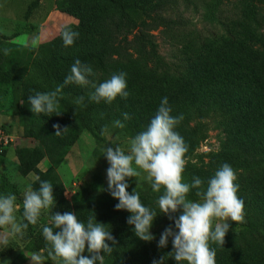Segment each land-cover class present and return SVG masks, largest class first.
<instances>
[{
	"label": "trees",
	"instance_id": "1",
	"mask_svg": "<svg viewBox=\"0 0 264 264\" xmlns=\"http://www.w3.org/2000/svg\"><path fill=\"white\" fill-rule=\"evenodd\" d=\"M233 1L239 8L238 21L226 34L189 46L183 68L177 74L170 72L160 56L153 33L161 27L172 28L174 21L164 13L174 0H55L57 10L75 18L76 23L63 27L56 36L37 46L0 37V109L6 108L5 99L9 96L7 109L18 116L24 136L38 142L33 147L15 149L18 172L26 176L43 158L49 162L31 182V189L38 190L41 181H48L53 192H62L64 186L56 169L82 131L103 144L105 134L101 135V130L114 127L113 122L121 120L125 127L114 128L134 138L146 130L162 99L167 97L170 115L184 117L175 131L188 146L185 158L205 137L201 122L205 117L218 115L217 127L224 136L218 151L205 153L206 162L199 166L186 164L183 182L191 184L193 177H199L206 190L207 181L224 163L235 173L238 171L237 195L244 202L252 235L245 242L212 245L216 264H264V34L257 30L255 17L264 0ZM65 28L79 33L69 47L63 45L61 38ZM76 59L92 67L96 75L90 79L97 83L113 74L126 73L129 96H118L111 104L95 103L88 98L90 89L68 84L62 90L58 109L61 115L34 114L28 96L54 91L70 74ZM80 96L84 101L78 105L75 101ZM123 113H128L130 119L125 121ZM194 119L199 121L192 124ZM54 124L68 129L56 136ZM126 180V191L138 192L141 203L157 214L150 229L154 240L146 242L135 235L134 226L127 223L130 213L116 210L119 201L110 195L108 186L97 194L81 189L73 193L71 201L62 198V213L75 212L85 225L94 217V223H101L110 231L117 243L113 246L108 241L113 252L103 254L104 264H153L161 257L164 264H178L168 255L172 251L171 237L164 248H159L158 242L166 227L177 231L174 221L182 211L169 219L157 203L164 194L163 187L154 192L149 182L139 184L135 177ZM196 191L191 189L187 199L201 200ZM7 194L19 196L18 189L0 172V195ZM22 213L23 203L18 211L20 218ZM44 226H51L50 221L29 225L25 237L31 250L41 251L44 264H56L47 254L50 246L42 234ZM83 255H89L87 246Z\"/></svg>",
	"mask_w": 264,
	"mask_h": 264
},
{
	"label": "clouds",
	"instance_id": "2",
	"mask_svg": "<svg viewBox=\"0 0 264 264\" xmlns=\"http://www.w3.org/2000/svg\"><path fill=\"white\" fill-rule=\"evenodd\" d=\"M78 37L79 33L70 28L61 32L65 47L72 46ZM4 51L7 54L8 50ZM95 75L90 65L76 59L70 68V74L54 91L37 92L28 96L31 111L36 115H61L62 112L58 109L60 99L63 98L62 90L68 84L90 89L88 98L95 103L103 101L111 104L118 96L122 99L129 96L126 73L113 74L100 83L90 79ZM83 101L84 97L80 96L75 102L79 105ZM170 113L168 99L164 97L146 130L131 138L127 154L119 146L104 149V156L109 164L106 172L107 190L119 201L115 205L116 210H127L130 213L127 223L134 226L135 235L150 242L155 239L150 229L157 214L141 203L138 192L126 191L129 186L126 178L146 180L151 183L154 192H160L163 187L164 194L157 201L160 212L169 219L178 210H182V214L174 221L177 231L171 226L166 227L160 235L158 247H166L171 237L172 251L168 255L178 264L183 261L187 264H216V252L210 248V241L222 247L230 228L228 221L236 224L246 222L245 205L237 195V175L229 164L224 163L207 181L206 190L203 187L204 181L199 177H193L191 184L183 182L188 146L175 128L184 117L182 114L173 117ZM123 119H130L128 113H123ZM113 126L123 129L125 124L116 120ZM53 128L56 136L68 129H62L59 124H54ZM107 131L105 126L101 135ZM191 189H197L196 195L201 198L200 202L187 199ZM15 201L16 196L13 194L0 195V228L10 226L9 232L0 234V245L5 248L9 243V235L23 238L29 225L35 226L43 211L50 212L55 206L53 185L48 181H41L38 190L28 189L24 195L20 219L16 216L20 206ZM94 220V217H90L85 225L78 220L75 212L50 214L51 226H44L42 229L43 237L50 246L47 248L48 257L57 264H104L103 254L113 252L108 241L113 246L117 242L105 225L96 221L94 223ZM55 229L59 231H54ZM86 246L89 253L87 256L83 255ZM32 261L34 264H44V257L41 253H35ZM153 264H164V257L159 262L153 261Z\"/></svg>",
	"mask_w": 264,
	"mask_h": 264
},
{
	"label": "rangeland",
	"instance_id": "3",
	"mask_svg": "<svg viewBox=\"0 0 264 264\" xmlns=\"http://www.w3.org/2000/svg\"><path fill=\"white\" fill-rule=\"evenodd\" d=\"M173 3L164 13L166 17L174 21L172 28L161 27L153 33L160 56L170 72L174 71L177 74L182 70L184 59L191 47L200 45L210 37L226 34L229 31L231 25L239 19V8L233 0H174ZM255 17L257 30L264 34V6H259ZM76 22L75 18L57 10L55 0H0V37L4 39L15 36V41L18 43L27 42L26 45L37 46L56 36L63 27ZM32 38L33 41H31ZM8 104L9 96L5 99L6 108L0 109V135L3 136V140L7 138V144L0 146V172L4 173L9 183L18 189L20 198L15 195V203L21 206L25 193L31 188V182L47 168L49 162L46 157L43 158L26 176L18 172L15 149L20 146L33 147L38 142L31 137L24 136L18 116L12 114L11 109H7ZM218 118V115H209L201 120L205 125V137L199 142L194 153L186 158V164L199 166L207 160L205 153L220 149L224 136L217 127ZM197 121L199 119H194L192 124ZM104 136L105 142L98 144L87 131L81 132L56 169L64 189L62 192H53L55 206L50 209V212L44 210L36 225L49 222L50 214H63L62 198L71 201L73 193L81 189H86L91 194L106 190L108 186L106 172L109 164L104 156V149L119 146L127 154L130 150L131 138L112 126L108 128ZM133 167H136L134 163ZM237 173L238 171L236 175ZM135 179L139 184L148 182L137 177ZM16 216L20 219L18 212ZM245 221L237 224L228 221L230 228L224 245H233L236 242L251 239V229L246 216ZM9 231L10 226L0 228V234ZM8 240L6 248L0 245V264H5V261L7 264L12 261L19 264H34L33 254L41 253V251L31 250L25 235L23 238L9 235ZM212 245L221 247L210 241V247ZM53 263L57 264L56 261Z\"/></svg>",
	"mask_w": 264,
	"mask_h": 264
},
{
	"label": "built area",
	"instance_id": "4",
	"mask_svg": "<svg viewBox=\"0 0 264 264\" xmlns=\"http://www.w3.org/2000/svg\"><path fill=\"white\" fill-rule=\"evenodd\" d=\"M6 137H7V136H6ZM5 144H7V138H5V139L3 140V136L0 135V146H1V145H5Z\"/></svg>",
	"mask_w": 264,
	"mask_h": 264
},
{
	"label": "crops",
	"instance_id": "5",
	"mask_svg": "<svg viewBox=\"0 0 264 264\" xmlns=\"http://www.w3.org/2000/svg\"><path fill=\"white\" fill-rule=\"evenodd\" d=\"M15 36L14 37H12V38H10V40H12V41H14V42H17V41H15ZM31 41H33V38L31 39ZM22 44H27V42L26 43H22Z\"/></svg>",
	"mask_w": 264,
	"mask_h": 264
}]
</instances>
